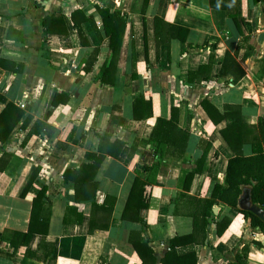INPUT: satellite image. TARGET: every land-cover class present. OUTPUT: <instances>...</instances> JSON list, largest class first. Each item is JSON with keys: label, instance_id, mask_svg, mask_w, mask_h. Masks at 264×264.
Instances as JSON below:
<instances>
[{"label": "crops", "instance_id": "crops-1", "mask_svg": "<svg viewBox=\"0 0 264 264\" xmlns=\"http://www.w3.org/2000/svg\"><path fill=\"white\" fill-rule=\"evenodd\" d=\"M210 1L0 0V94L23 112L18 119L11 109L15 126L0 141V158L10 155L0 170V264H141L128 241L132 230H142L141 241L149 239L156 264L185 257L194 264H264V233L222 202L212 208L218 210L204 242L197 235L164 259L171 239L194 229L193 198H209L214 185L225 182L234 153L221 130L237 121L255 126L264 118V0H212L215 7ZM98 7L127 15L114 85L99 82L112 53ZM78 9L91 18L83 21L86 44L73 24ZM55 13H61L66 34H48L43 27ZM140 96L151 101L153 115L138 120L134 100ZM204 100L221 115L228 107L240 113L215 123ZM5 106L0 104V113ZM158 117H172L180 134L169 150L149 142ZM183 132L189 135L185 144ZM104 133L125 145L117 157L105 156L95 199L76 201L75 185L64 173L97 152ZM243 153L252 154L250 144ZM202 159L201 172L184 190L186 176ZM138 164H159L140 203L146 226L122 218ZM42 187L48 202L39 213L49 218L48 232L32 234L25 244L15 233L28 230L33 197ZM106 199L113 206L110 226L90 232L92 201L101 205ZM225 216L230 223L218 231L216 221Z\"/></svg>", "mask_w": 264, "mask_h": 264}, {"label": "trees", "instance_id": "trees-1", "mask_svg": "<svg viewBox=\"0 0 264 264\" xmlns=\"http://www.w3.org/2000/svg\"><path fill=\"white\" fill-rule=\"evenodd\" d=\"M259 0H254L258 2ZM211 7H215V4L211 0ZM223 8V7H222ZM98 11L102 16L103 26L105 27V33L110 38V49L112 53L111 60L108 65L103 66V75L99 79L101 84L114 85L115 84V71L117 68V62L119 53L122 46V40L124 36V30L127 22V15L121 11H112L108 8L98 7ZM83 18V12L77 10L72 13L73 24L77 27L79 37L82 44H86L85 32L83 31V21L91 20V18ZM162 21V20H161ZM43 27L48 34H55V32H62L58 34H66L67 30L65 27L64 19L61 13H55L48 15L43 20ZM57 27V28H53ZM170 27L176 28L177 26L170 25ZM177 29V28H176ZM188 32V31H187ZM171 36H177V32H172ZM185 39V37H180ZM231 54L226 53L225 59L229 58ZM210 64L201 67V71L207 70ZM260 70L264 71V59L260 66ZM258 72V71H257ZM259 73V72H258ZM191 74V73H190ZM135 78L136 75H133ZM205 79L207 80L209 76L206 74ZM6 103L5 108L0 113V141L4 142L15 126V122L9 121V115L11 114V109L15 112L16 118H20L22 111L18 109L13 103L7 102L6 97L0 94V104ZM54 104H57V95L54 99ZM204 109L215 123L220 122L225 119L227 115L240 113V108L237 107L236 110H228L225 114L221 115L218 110L210 104L209 101L204 100L202 102ZM173 111V109H172ZM153 115L152 105L149 99H145L143 96L135 98L134 100V118L135 119H146ZM175 121L166 119L163 117L156 118V122L150 137V144L154 147H159L161 144L166 145V149L172 148L174 145L179 144L180 134H175ZM253 131L250 133L249 131ZM256 131V132H254ZM221 135L233 151L234 155L229 159L228 166L225 175L224 184H215L209 198L197 199L193 198L194 210H192V216L194 219V229L192 233L176 236L170 241V250L165 256V260L173 257L176 254V248L186 242L197 241V235H202L204 239L206 238L207 227L215 220V215L213 213V206L217 202H222L229 207L235 208L245 217L251 219V224L253 227H259L264 233V222L255 214L250 211L242 210L238 207V200L243 192V188L248 186L250 188V195L252 202L264 208V146L261 140L264 141V118H259L258 123L255 126H246L241 122L237 121L232 125L226 126L221 130ZM183 139L188 140V133L183 132ZM178 140V141H177ZM183 144V146H184ZM245 144H250L252 149V154L245 156L243 153V148ZM125 142L120 139L112 140V136L108 133H104L101 136L100 145L97 152L87 153V161L82 163L79 168H69L65 171L64 177L70 180L75 185V199L76 201L82 200H93L96 197V192L98 188V182L95 180L96 174L105 159L107 154L117 157L122 150ZM136 146L132 147V152H135ZM158 149V148H157ZM171 152V151H170ZM10 155H2L0 158V170L3 171L7 162L9 161ZM161 161V160H160ZM204 159L197 163V167L192 170L185 178L184 190L188 191L190 185L196 174L200 173L203 167ZM159 168V164L147 165L138 164L136 166V176L134 178L127 202L123 209L122 218L124 220H130L133 222H139L146 226L145 218L140 214V203L142 199L143 192L146 185L154 182L156 172ZM38 170V169H36ZM147 172V177L142 178V174ZM37 172H35L28 184L26 185L23 194L25 195L31 188L34 180L36 179ZM181 195H184L183 193ZM109 199V197H108ZM109 200L101 205L92 201V212L90 216L89 230L93 232L96 228H104L108 230L110 226V218L113 211V206L108 205ZM45 202H48L46 196V188L42 187L41 190L33 197V208L32 214L29 221V227L26 232H16V235L22 237V242L27 244L31 235L34 233L41 234L43 237L46 236L48 232V216H44L39 211L42 210ZM195 208H198L195 210ZM75 211L74 208H72ZM67 217V216H66ZM108 218L107 222L100 223L95 222V218ZM82 219V213L79 214L76 222H80ZM217 222L218 231L224 230L230 223L228 217H223ZM142 230H132L129 236V243L132 245L134 250L138 253L141 264H156V257L154 255V249L151 246L149 239L147 241H141ZM15 245V240L11 241ZM16 247V246H14ZM182 259L186 260L184 264H194L196 260L187 261V257L179 258L175 260L176 264H183ZM164 260V261H165Z\"/></svg>", "mask_w": 264, "mask_h": 264}, {"label": "water", "instance_id": "water-1", "mask_svg": "<svg viewBox=\"0 0 264 264\" xmlns=\"http://www.w3.org/2000/svg\"><path fill=\"white\" fill-rule=\"evenodd\" d=\"M238 207L242 210L250 211L264 222V208L252 202L250 189L243 190L238 200ZM213 210L216 212L218 207H214Z\"/></svg>", "mask_w": 264, "mask_h": 264}]
</instances>
